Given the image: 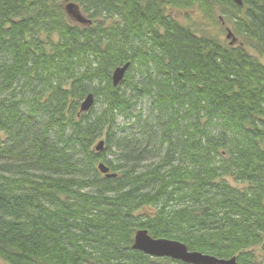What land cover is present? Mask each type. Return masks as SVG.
<instances>
[{
  "label": "trees",
  "instance_id": "obj_1",
  "mask_svg": "<svg viewBox=\"0 0 264 264\" xmlns=\"http://www.w3.org/2000/svg\"><path fill=\"white\" fill-rule=\"evenodd\" d=\"M69 1L0 0V264H183L137 230L264 264V0Z\"/></svg>",
  "mask_w": 264,
  "mask_h": 264
},
{
  "label": "water",
  "instance_id": "obj_2",
  "mask_svg": "<svg viewBox=\"0 0 264 264\" xmlns=\"http://www.w3.org/2000/svg\"><path fill=\"white\" fill-rule=\"evenodd\" d=\"M230 1L236 6L242 5V0ZM63 3V10L71 22L81 26H89L91 24V21L81 13L79 7L76 4L70 2L69 0H64ZM225 31V39L228 41V45L233 46L237 44V39L234 37L230 29L226 28ZM128 66L129 64L127 63L122 67L116 68L112 72L111 82L113 87L118 86L122 82ZM92 104V95H87L80 104V112H87ZM103 145V141H99L94 147V150L96 152H100L103 148ZM97 169L106 178L114 177V174H111L109 169L103 163H99L97 165ZM132 250L139 251L151 258H166L181 262L183 264H236L234 258L223 260L210 255L201 254L199 252H190L187 250L185 245L177 241L152 239L148 236L146 230H137L134 233Z\"/></svg>",
  "mask_w": 264,
  "mask_h": 264
},
{
  "label": "rangeland",
  "instance_id": "obj_3",
  "mask_svg": "<svg viewBox=\"0 0 264 264\" xmlns=\"http://www.w3.org/2000/svg\"><path fill=\"white\" fill-rule=\"evenodd\" d=\"M172 16L182 25L190 27L195 33L205 32L209 35L219 39L220 41L225 40V31L224 28L220 25L211 23L206 20L205 16L202 15L198 8H192L190 10H180L174 9L171 10ZM213 14L215 17H219V10L214 9ZM229 25L225 24L224 27ZM237 43H241L237 41ZM252 52L251 50L249 51ZM95 109L99 106H94ZM1 263V262H0Z\"/></svg>",
  "mask_w": 264,
  "mask_h": 264
},
{
  "label": "bare ground",
  "instance_id": "obj_4",
  "mask_svg": "<svg viewBox=\"0 0 264 264\" xmlns=\"http://www.w3.org/2000/svg\"><path fill=\"white\" fill-rule=\"evenodd\" d=\"M147 234H148V232H147ZM148 236L149 237H151L149 234H148ZM152 238V237H151ZM133 239H134V236H133ZM152 239H154V238H152ZM166 240V239H165ZM132 245H133V241H132ZM132 245H131V249H132ZM135 251V250H134ZM235 260H236V258H234Z\"/></svg>",
  "mask_w": 264,
  "mask_h": 264
}]
</instances>
